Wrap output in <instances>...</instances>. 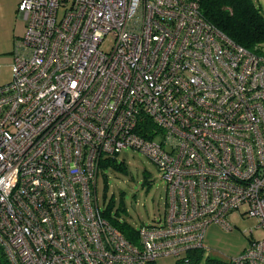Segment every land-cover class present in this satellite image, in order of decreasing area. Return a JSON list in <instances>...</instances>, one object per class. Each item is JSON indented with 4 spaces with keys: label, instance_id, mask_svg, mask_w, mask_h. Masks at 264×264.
<instances>
[{
    "label": "built area",
    "instance_id": "1",
    "mask_svg": "<svg viewBox=\"0 0 264 264\" xmlns=\"http://www.w3.org/2000/svg\"><path fill=\"white\" fill-rule=\"evenodd\" d=\"M19 11L26 34L0 86V258L187 264L209 257L207 229H232V212L264 229V54L206 21L200 0H23ZM129 148L168 183L164 217L137 244L97 195L102 159ZM230 262L264 264V237Z\"/></svg>",
    "mask_w": 264,
    "mask_h": 264
},
{
    "label": "rangeland",
    "instance_id": "2",
    "mask_svg": "<svg viewBox=\"0 0 264 264\" xmlns=\"http://www.w3.org/2000/svg\"><path fill=\"white\" fill-rule=\"evenodd\" d=\"M23 0H0V86L13 79L14 51L16 44L26 34L27 23L23 19L20 4ZM264 13V0H254ZM113 37L109 36L102 48L110 51ZM264 50V44H263ZM128 165V172L108 170L107 181L99 175L97 195L99 205L114 202V213L119 211L121 220L137 229L150 225L164 217L168 183L158 166L144 153L125 149L119 156ZM233 226L226 229L219 224H211L206 231L204 246L209 257L225 262L239 257L252 240L264 237V229L259 228L256 217L243 216L235 211L227 216ZM156 264H179L174 256L162 257Z\"/></svg>",
    "mask_w": 264,
    "mask_h": 264
},
{
    "label": "trees",
    "instance_id": "3",
    "mask_svg": "<svg viewBox=\"0 0 264 264\" xmlns=\"http://www.w3.org/2000/svg\"><path fill=\"white\" fill-rule=\"evenodd\" d=\"M201 14L210 24L217 27L237 44L244 48L264 54V13L254 0H200ZM108 170L128 172V165L118 156L105 157L100 163V174L106 181ZM103 215L117 226L134 244L138 242V229L130 223L121 220L119 211L114 213V202L110 201L103 210ZM179 264H186L178 261ZM0 264H7L0 258ZM187 264H233L223 260L205 257L203 250L190 254Z\"/></svg>",
    "mask_w": 264,
    "mask_h": 264
}]
</instances>
